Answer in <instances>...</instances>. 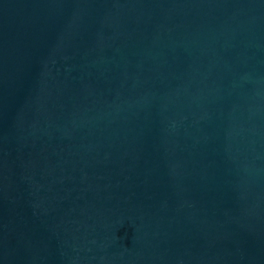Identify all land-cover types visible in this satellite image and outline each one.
Listing matches in <instances>:
<instances>
[{
  "label": "water",
  "instance_id": "water-1",
  "mask_svg": "<svg viewBox=\"0 0 264 264\" xmlns=\"http://www.w3.org/2000/svg\"><path fill=\"white\" fill-rule=\"evenodd\" d=\"M0 264H264V0H0Z\"/></svg>",
  "mask_w": 264,
  "mask_h": 264
}]
</instances>
